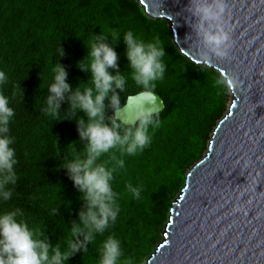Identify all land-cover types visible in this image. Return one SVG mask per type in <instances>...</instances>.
Returning <instances> with one entry per match:
<instances>
[{
    "label": "trees",
    "instance_id": "1",
    "mask_svg": "<svg viewBox=\"0 0 264 264\" xmlns=\"http://www.w3.org/2000/svg\"><path fill=\"white\" fill-rule=\"evenodd\" d=\"M129 30L146 42L158 36L165 48L166 71L155 88L164 103L159 111L161 125L143 152L135 156L114 152L125 162L112 181L119 197L117 220L86 251L73 253L65 264H98L99 248L108 235L121 242L122 260L146 263L162 238L186 173L203 156L226 111L229 91L227 86H215L222 78L218 71L184 56L174 44L167 22L149 17L138 0H0V71L9 81L0 85V92L9 97V106L15 110L8 135L14 139L18 159V180L12 198L7 202L0 199V213L21 209L24 216L20 219L43 229L42 239L53 247L59 243L62 251L67 250L72 238L69 229L83 206L61 164L66 158H83L87 142L79 140L76 120L66 119L70 117L67 100L61 102V113L55 119L42 111L47 86L53 82L52 66L57 62L63 66L71 90L78 83H87L90 74L76 67L87 54L85 45L92 36L116 31L121 39L113 42L109 37L105 42L117 54L119 71L127 74L130 69L122 36ZM59 49L64 52L62 57ZM109 72L116 74L114 69ZM17 85L22 90L14 87ZM140 91L128 77L126 90L120 93L121 106ZM106 115L114 118L111 109H106ZM77 116L87 122L82 112ZM112 154L103 155L98 162L109 161ZM114 164L110 161L108 166ZM128 184L142 188L139 199L128 192ZM54 208L57 210L51 214Z\"/></svg>",
    "mask_w": 264,
    "mask_h": 264
},
{
    "label": "clouds",
    "instance_id": "2",
    "mask_svg": "<svg viewBox=\"0 0 264 264\" xmlns=\"http://www.w3.org/2000/svg\"><path fill=\"white\" fill-rule=\"evenodd\" d=\"M186 7L195 18L191 29L206 49L205 55L226 58L231 37L222 24L224 0H188ZM109 37L113 42L121 39L116 31L110 35L101 32L92 36L87 46L84 44L87 54L77 62L76 67L90 74V78L87 83H78L74 90L66 83L67 73L63 66L58 62L52 66L53 82L47 86L49 94L42 108L44 114L55 119L61 113V102L67 100L70 117L66 119L76 120L79 140L87 142L83 158L78 156L71 161L66 158L61 164L80 193L83 206L78 213V221H73L69 229L72 238L68 240L67 250L62 251L59 243L53 247L42 239L43 229L30 227L24 219H20L24 212L16 208L0 213V264H65L73 253L86 251L96 236L103 235L117 220L119 197L113 190L112 181L114 173L124 168L125 162L114 152L119 150L121 156H135L152 143V134L161 125L155 88L157 82L164 78L166 64L163 58L166 53L158 36L146 42L129 30L123 34L122 40L130 72L122 74L117 68V54L113 46L105 42ZM63 55L64 52L59 49V57ZM109 69L116 70V74H111ZM128 77L141 89L139 96L144 103L134 110L132 123L124 127L113 116H107L106 109H111L113 113L120 111V93L126 90ZM8 82L7 74L0 71V85ZM215 86L234 88L236 85H229L227 79L218 78ZM14 87L21 89L19 85ZM9 104V97L0 92V199L5 202L12 198L13 187L18 180V159L12 147L14 139L8 135L15 110ZM146 104L149 107H145ZM78 112L84 114L87 122L77 116ZM109 153H113L109 161L98 162ZM110 161L115 162L114 166H108ZM126 188L134 198H140L142 188L131 184ZM56 210L54 208L51 214ZM80 237L83 239L80 240ZM122 257L121 242L114 235H108L99 248L98 264H133L132 258L122 260Z\"/></svg>",
    "mask_w": 264,
    "mask_h": 264
},
{
    "label": "water",
    "instance_id": "3",
    "mask_svg": "<svg viewBox=\"0 0 264 264\" xmlns=\"http://www.w3.org/2000/svg\"><path fill=\"white\" fill-rule=\"evenodd\" d=\"M164 19L178 50L229 81L231 97L206 151L186 173L161 240L145 264H264V0H224L226 58L205 55L188 0H138ZM161 111L163 99L156 94ZM142 103L127 97L114 118L130 125ZM149 107V105H145Z\"/></svg>",
    "mask_w": 264,
    "mask_h": 264
},
{
    "label": "rangeland",
    "instance_id": "4",
    "mask_svg": "<svg viewBox=\"0 0 264 264\" xmlns=\"http://www.w3.org/2000/svg\"><path fill=\"white\" fill-rule=\"evenodd\" d=\"M219 73V72H218ZM228 87V86H227ZM228 91H229V99H230V97H231V92H230V89L228 88ZM228 103H229V100H228ZM228 103H227V106H228ZM226 110H227V108H226Z\"/></svg>",
    "mask_w": 264,
    "mask_h": 264
}]
</instances>
